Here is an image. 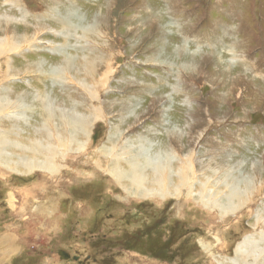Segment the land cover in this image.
Instances as JSON below:
<instances>
[{
  "label": "rangeland",
  "instance_id": "1",
  "mask_svg": "<svg viewBox=\"0 0 264 264\" xmlns=\"http://www.w3.org/2000/svg\"><path fill=\"white\" fill-rule=\"evenodd\" d=\"M63 251L264 264V0H0V264Z\"/></svg>",
  "mask_w": 264,
  "mask_h": 264
},
{
  "label": "flooded vegetation",
  "instance_id": "2",
  "mask_svg": "<svg viewBox=\"0 0 264 264\" xmlns=\"http://www.w3.org/2000/svg\"><path fill=\"white\" fill-rule=\"evenodd\" d=\"M111 207H112V201H108V202L103 203V207H100L98 209L99 215L96 216V214H95L93 216V219L89 225V231H91V232H93L94 230L97 232L99 231L100 226H101V222L103 221L102 219H104V217L106 216L103 212L104 211L109 212L112 209ZM107 214H108L107 215L108 216V220H107L108 222L116 220V218L114 216H112L111 212H109ZM139 214L143 217L144 210L142 209L141 213H139ZM128 215H130V213L129 214L127 213L126 216L122 218L125 221L123 226L127 227V228H128V225L131 224L130 220L127 219V218H129ZM153 216H154L153 214L151 216H147V223L151 222V225H149V226H147L141 230H140L141 225L137 231H135L134 233H132L130 235L129 234L127 235L126 231L124 230L122 233H126V235H125L124 241L122 243H128L131 246H134L135 248H140L143 245L144 239L152 240V239L158 237L159 231H155L154 229H155V227H159V223H158V220H154ZM156 216H157V214H156ZM105 218H107V217H105ZM122 219H120L119 221H122ZM136 219L138 221H140V219H142V218H139L138 215H136ZM116 222H118V221H116ZM117 224L118 223H116V225ZM100 232L101 231H99L98 233L100 234ZM122 237H123V235H122ZM122 237H121V241H122ZM134 238H137V240L135 241ZM103 239H104L103 240V244H104L103 246L104 247H110L111 245L109 246L108 243H111V241L109 239H107V236L105 234H104ZM91 243H92L91 246H93V248L96 247L95 245H98V243L96 242V240H94V238L91 241ZM148 246H151V248H153V252L148 251L149 257H152L154 255H159V251H158L159 249H158V245L156 243L154 244L151 242L150 244H148ZM88 252L89 251H87V253L74 252V254H72L73 256H71L72 258H70L69 256H66V255L65 256L67 257V259H70V260H67L70 264H97L98 259H96V255L92 254V253H88ZM106 252H108V250L104 251L105 255H106ZM139 256H141L143 258L142 255H139ZM62 257H64V256H62ZM105 259H107V257ZM147 259L149 260V258H147ZM62 260H64V259H62Z\"/></svg>",
  "mask_w": 264,
  "mask_h": 264
},
{
  "label": "bare ground",
  "instance_id": "3",
  "mask_svg": "<svg viewBox=\"0 0 264 264\" xmlns=\"http://www.w3.org/2000/svg\"><path fill=\"white\" fill-rule=\"evenodd\" d=\"M25 123H26V120H25ZM24 123V124H25ZM94 137V136H93ZM93 137H92V140H93ZM37 164V163H36ZM38 165V164H37ZM36 165V168H39L38 166ZM160 174L162 175V173L160 172ZM146 199V198H145ZM167 204V203H166ZM174 207H172V209H173ZM179 234V233H178ZM145 236V235H144ZM175 237V236H174ZM199 239V238H198ZM194 248V247H193ZM59 254L61 255V256H64V258H67L66 256H69V254H67V252H65V251H63V252H59ZM66 255V256H65Z\"/></svg>",
  "mask_w": 264,
  "mask_h": 264
},
{
  "label": "crops",
  "instance_id": "4",
  "mask_svg": "<svg viewBox=\"0 0 264 264\" xmlns=\"http://www.w3.org/2000/svg\"><path fill=\"white\" fill-rule=\"evenodd\" d=\"M72 130H73V135H75V136H79V133H80V131L79 130H77L76 128H74V127H72ZM57 161H58V157H57ZM67 254H69V253H67ZM71 254H69V256H70ZM8 256H10V254H8Z\"/></svg>",
  "mask_w": 264,
  "mask_h": 264
}]
</instances>
